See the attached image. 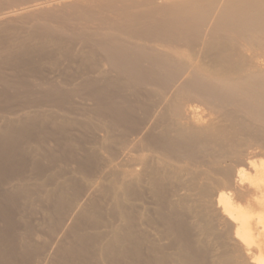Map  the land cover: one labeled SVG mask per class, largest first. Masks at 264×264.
I'll return each mask as SVG.
<instances>
[{"label": "bare ground", "instance_id": "bare-ground-1", "mask_svg": "<svg viewBox=\"0 0 264 264\" xmlns=\"http://www.w3.org/2000/svg\"><path fill=\"white\" fill-rule=\"evenodd\" d=\"M15 1L0 97L30 108L0 111V264L40 245L36 202L50 234L72 216L37 264H264V0ZM58 58L77 79L35 75Z\"/></svg>", "mask_w": 264, "mask_h": 264}, {"label": "rangeland", "instance_id": "rangeland-1", "mask_svg": "<svg viewBox=\"0 0 264 264\" xmlns=\"http://www.w3.org/2000/svg\"><path fill=\"white\" fill-rule=\"evenodd\" d=\"M14 1H15V0H14ZM20 1L23 2L24 0H23V1H22V0H18V1L16 0L15 2L20 3ZM28 1H29V0H28ZM4 2H7V1H4ZM24 2H27V0H25ZM19 19H20V21H19L18 19L16 20L15 18H13V21H18V22H16V23H18V25L15 24L16 27L19 26V24L22 23L21 21H22L23 19H21V18H19ZM69 21H70V20H69ZM66 22H67V21H66ZM13 24H14V22L11 24V26H12ZM15 25H13V26L15 27ZM21 25H22V28H23V26H24L25 24L22 23ZM21 25H20L19 28H21ZM25 27H26V25H25ZM17 28H18V27H17ZM22 28H21V29H22ZM78 45H79V46H78ZM73 46H74L73 48H74L75 50H76L77 48L79 49V48H80V43H76V42H75ZM76 47H77V48H76ZM78 49H77V50H78ZM60 59H62V58H58V59H57L58 62L60 61ZM62 61H63V63H62ZM43 62H44V61H41V63H38L37 65H35V68H33L34 71H35V75H36V76H37V75H38V76L40 75V76H44V77H45L46 75H47V76H51V74H52V75H53V74H54V75H55V74H58V72H57L56 69H58V70H60V69L63 70L62 65L65 67V68H64L65 70H69V71H71V70L74 68L73 71H72L71 73L69 72V73H70V76L68 75V77L73 78V79H75V78L77 79L78 76H79V75L77 74V72H76V69H77V68H75V67H77V66H75V65L71 66L72 64H74L73 62H68V63H72V64H70V66H69V65L67 66L68 63H67L66 61H64L63 59L60 61L61 63H58L59 65L57 64V66H53V64L50 65L49 62H48V63H44V65H43V64H42ZM45 62H47V61H45ZM65 62H66L67 64H66ZM60 64H61V65H60ZM64 64H65L66 66H65ZM37 66H39V68H38L39 70L37 69ZM51 66H52V67H51ZM59 66H60L61 68H60ZM58 67H59V68H58ZM50 69H51V70H50ZM53 69H54V70H53ZM36 70H38L39 72L36 71ZM61 70H60V71H61ZM7 71H8V73H7ZM7 71H5L4 74H5V76H7L8 78H10L11 81H12V80H14V81L19 80V81H21V82L24 84V82L28 83V81L31 80V79L28 80V79H27L28 77L26 78V80L23 79V81H22V78H23V77H20V79L17 77V79H16V78H15L16 76L14 75V73H12V71H10L11 73L9 72V70H7ZM41 71H42V72H41ZM54 71H56V72L54 73ZM37 72H38V74H37ZM43 72H44V73H47V72H48V73H47V74H43ZM50 72H51V74H49ZM73 73H76L77 75H75V74H73ZM11 74H12V75H11ZM48 74H49V75H48ZM35 75H33V76H35ZM74 75H75V76H74ZM14 76H15V77H14ZM56 76H58V75H56ZM63 76H64V75H62V77H63ZM76 76H77V77H76ZM32 78H33V77H32ZM64 78H65V77H64ZM24 80H25V81H24ZM77 81H78V80H77ZM21 82H20V83H21ZM26 83H25V84H26ZM0 85H1V83H0ZM1 88H2V87L0 86V89H1ZM12 92H13V91L11 90V92H10L9 95L14 96L15 93H12ZM77 100H78V101H77ZM71 101H72V102H79V98H78V97H75V98H74L73 100H71ZM71 101H70L69 103H72ZM26 102H27V101H26V99H25V97H24L23 95H22V96H21V95H16V96H14V97H10V100L5 99V98H3V97H0V111H6V110H9L11 107H12L14 110H15V109H19V108H27V109H29L30 107L27 106V103H26ZM67 104H68V103H67ZM65 106H67L68 108L70 107V106H68V105H65ZM67 107H64L63 109L66 110V109H68ZM65 108H66V109H65ZM41 110H46V109H45V107H43V109H41ZM68 110H69V109H68ZM68 110H66V111H68ZM74 130H75V129H74ZM74 130H72V133H73V134L76 133L75 131H76L77 129H76L75 131H74ZM73 131H74L75 133H74ZM75 135H77V134H75ZM44 163H46V162H44ZM44 163L42 164V167H45V168L49 167V166H47V165H48L47 163H46V164H44ZM68 164H73V163H68ZM68 164H67L66 167H65V165H64V164L62 165V163H61L60 166H61V167L64 166L65 169H67V168L70 166V165H68ZM74 165H75V164H74ZM74 165H72V166L74 167ZM60 166H59V167H60ZM67 166H68V167H67ZM72 166H71V167H72ZM42 167H41V168H42ZM59 167H58V168H59ZM64 167H63V168H64ZM71 167H70V169H69L70 171L67 169V176L71 175L72 173L74 174V172H75V170H74L75 167H74V168L72 167L73 169H71ZM45 168H44V169L42 168L40 171L44 170V172H46V171H49V170H53V168H50V169H49V168H48V169H45ZM45 170H46V171H45ZM73 170H74V171H73ZM33 171H34V170H33ZM33 171H31V172H33ZM71 171H73V172L71 173ZM36 173H37V172H36ZM46 173H47V172H46ZM46 173H44V174H46ZM38 174H39V175H38ZM38 174H36V175H37L38 178H39V176L43 174V171L40 172V173H38ZM73 174L71 175L72 177H71V176H69V177L74 178V179H75V178H78V175H76V176H77V177H76V176L73 175ZM43 176H44V175H43ZM41 177H42V176H41ZM41 177H40V178H41ZM81 195H85V194L82 193ZM36 203H37V204H35V206H34L35 209H36V207H37L38 205L40 206V204H41V206H40V207L38 206L39 208H37L36 210L34 209L35 211L32 209V208H34V207H32V208L30 209L31 212L28 210L29 208H25L26 210L23 209L22 211H24V212H23V215L25 216V219H27L26 221H28V222H27L28 224L31 225V224L33 223L32 221L35 222L36 219L38 220V222H37V220H36V222H37V223H40L39 225H38L37 223H33V225L35 224L34 227H33V229L35 230L34 233H36V232L38 233V232H39V233L34 237V239H35V238L37 239V236L39 237V236L41 235V238H43L42 240H43V241L45 240V241L43 242L42 240L39 239V240H40V243H39V242H38V241H39L38 239H37L38 241H37L36 239L34 240V241H36V243H39L41 246L39 245L38 248L34 251V253L32 252V253L30 254L29 259H30L31 261H30L28 258L26 259V263H27V264H29V263H30V264H31V263H33V264H34V263L37 264L36 261L38 260V258H40L41 261H42L43 259H45V257H46L45 255H46L47 253H48V254H51V253H52L51 255H47V256H49L48 259H49L50 261H53V260L55 259V252H56V250L59 248V244H60V242H61V239H62V238H65L64 236L66 235V232H67V230H68V229L66 228V226H70V225H71V222H70L71 220H70V219L72 218V216H71V214H70L71 218H70V216H65V217L63 218V223H64V226H65V227L63 226V224L60 225V226H57L58 228L56 227L55 231H53V232H55V233H52V232H51V234H52V235H51V234H50V231H49V227H50L49 225H54V224H53L54 222H53V223H50V224L47 223V221H49V220L47 219L48 216H47V215L45 216V215H43V214L40 212V211H42L44 208L49 207L50 204H49V205H48V204H47V205L44 204V205H46V206L43 207V203H41V202H40V203L36 202ZM50 206H51V205H50ZM41 207H43L42 210H41ZM32 210H33V211H32ZM44 210H45V209H44ZM28 211H29L31 214H30V213L28 214ZM37 211H38V212H37ZM33 212H34V213H33ZM36 212H37V214H38V217L35 216L36 218H34V215H36ZM32 213H33L34 215H33ZM43 213L45 214V211H43ZM41 214H42V216H41ZM30 215H32L33 217L30 216ZM40 216H41V217H40ZM27 217H28V218H27ZM45 217H46V218H45ZM68 217H69L70 219H68ZM33 218H34V220H33ZM40 218H41V219H40ZM65 218H66V219H65ZM29 219H30L31 221H30ZM67 219H68V220H67ZM39 220H42V221L44 220V221H43V222H40ZM45 220H46V221H45ZM66 220H67L68 222H67ZM29 222H30V223H29ZM31 222H32V223H31ZM49 222H52V221H49ZM41 223H42V224H43V223H45V224L47 223L46 225H48V226H46L45 224L42 225ZM21 224H23V223L21 222ZM21 224H20V226L22 227L23 225H21ZM65 224H66V225H65ZM37 225L39 226V228L36 229L35 226L38 227ZM44 225H45V226H44ZM31 226H32V225H31ZM40 226H41V227H40ZM61 226H62V228L59 229ZM42 227H44L45 229H44V228L42 229ZM53 227H54V226H51L50 228H53ZM47 228H48V229H47ZM64 228H65V230H64ZM57 229H59V230H57ZM62 229H63V231H62ZM37 230H38V231H37ZM40 230H41L42 232H41ZM43 230H45V231L43 232ZM60 230H61V231H60ZM48 231H49V232H48ZM58 231H60V232H62V233L64 232V234L61 233L62 235H60V232H58ZM44 233H45V234H44ZM47 233H48V234H47ZM56 233H57L58 235L61 236V238L58 239V241L55 240V238L57 239V237H56L57 234H56ZM55 234H56V235H55ZM53 235H55V237H54ZM63 235H64V236H63ZM52 237H53V239H54L55 242L52 241V240H53ZM39 238H40V237H39ZM58 238H59V237H58ZM59 240H60V241H59ZM62 240H63V239H62ZM49 241H50L51 243H50ZM41 242H43V244H42ZM52 242H54V243H53L54 245L52 244ZM56 243H57V244H56ZM49 244H50V245H49ZM55 244H56L57 246H56ZM42 245H43V246H42ZM46 245L48 246V249H47V246H46ZM50 246H51V247H50ZM52 246H53V247L55 246V247L53 248ZM56 247H57V248H56ZM49 248H50V249L52 248V249L49 250ZM53 249H54V250H53ZM39 250L42 251V252H38ZM48 251H49V252H48ZM54 251H55V252H54ZM38 254H39V255H38ZM40 254H42V255L45 256V257L43 258V256H42V255L40 256ZM44 254H45V255H44ZM32 255L34 256V258H35V256H36L37 258L34 259V258L32 257ZM50 256H51V257H50ZM36 259H37V260H36ZM33 260H35V261H33ZM49 260H48V261L45 260V262H47V263H43V264H48V263L50 264V261H49ZM29 261H30V262H29ZM22 264H25V263L23 262Z\"/></svg>", "mask_w": 264, "mask_h": 264}]
</instances>
